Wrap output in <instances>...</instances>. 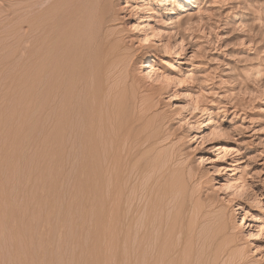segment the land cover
Segmentation results:
<instances>
[{
  "label": "rangeland",
  "instance_id": "obj_1",
  "mask_svg": "<svg viewBox=\"0 0 264 264\" xmlns=\"http://www.w3.org/2000/svg\"><path fill=\"white\" fill-rule=\"evenodd\" d=\"M0 264H264V0H0Z\"/></svg>",
  "mask_w": 264,
  "mask_h": 264
},
{
  "label": "bare ground",
  "instance_id": "obj_2",
  "mask_svg": "<svg viewBox=\"0 0 264 264\" xmlns=\"http://www.w3.org/2000/svg\"><path fill=\"white\" fill-rule=\"evenodd\" d=\"M150 58L152 59V56H149L148 57V59L150 60ZM148 60V61H149ZM144 64V66H145V64H147V62H145V63H143ZM146 67H148V69H147V74H149V76L152 74V72H153V70H152V68L150 67V64H147V66Z\"/></svg>",
  "mask_w": 264,
  "mask_h": 264
}]
</instances>
